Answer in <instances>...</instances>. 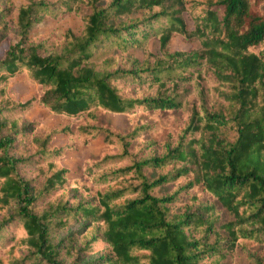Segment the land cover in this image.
<instances>
[{
    "label": "trees",
    "instance_id": "16d2710c",
    "mask_svg": "<svg viewBox=\"0 0 264 264\" xmlns=\"http://www.w3.org/2000/svg\"><path fill=\"white\" fill-rule=\"evenodd\" d=\"M25 2L0 7V47L14 15L18 37L0 56V264H264V0ZM65 13L78 32L36 39ZM20 77L39 87L24 103ZM38 105L69 125H25ZM101 137L70 178L65 154Z\"/></svg>",
    "mask_w": 264,
    "mask_h": 264
},
{
    "label": "rangeland",
    "instance_id": "374dc122",
    "mask_svg": "<svg viewBox=\"0 0 264 264\" xmlns=\"http://www.w3.org/2000/svg\"><path fill=\"white\" fill-rule=\"evenodd\" d=\"M56 2L57 0H49ZM25 0H9L0 4L1 8H7L11 5L15 7H20L25 5ZM16 15L8 19V24L11 29V33L7 36V40L0 47V56L2 57L9 47L10 43L16 42L18 37L15 31V18ZM186 25L189 29H193V23L190 18L184 16ZM36 39L42 38L44 36L58 37L64 30L72 29L74 32H78L81 29V23L79 19L72 13H65L61 17H50L43 23H40L37 27ZM34 38V40H36ZM150 49L154 53L159 52V44L157 41H153L149 45ZM188 48V44L179 36H176L171 41V49L173 51H178ZM138 58L141 59V53L138 51L132 52ZM39 94V87L28 84L22 77L18 80L11 82L9 87L10 97L17 102L24 103L29 100L32 96ZM40 119L41 123L49 128H64L69 125L70 121L63 116H59L46 109L43 106H34L27 109L24 113L25 125H28L36 120ZM108 121L112 123L113 127L121 132H125L124 128V116L121 115H108ZM63 136L54 138L53 145L63 146L65 141ZM105 145L103 143V137L94 141L92 145L88 147H79L75 151H70L65 154L64 159H62V164L69 170L70 178H78L81 175L83 166L89 158H95L104 149ZM75 229V228H74ZM95 257H89L87 260H93Z\"/></svg>",
    "mask_w": 264,
    "mask_h": 264
}]
</instances>
